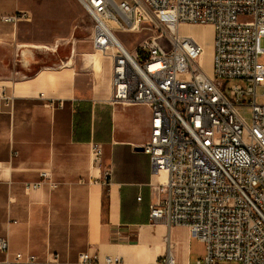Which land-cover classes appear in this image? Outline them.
I'll list each match as a JSON object with an SVG mask.
<instances>
[{"label": "built area", "instance_id": "2783aa9c", "mask_svg": "<svg viewBox=\"0 0 264 264\" xmlns=\"http://www.w3.org/2000/svg\"><path fill=\"white\" fill-rule=\"evenodd\" d=\"M75 1L92 21L94 49L110 60V101L149 107L142 149L161 177L150 220L187 227L205 247L197 264H264V103H256L264 86V0ZM187 24L212 26L210 71L201 41L180 32ZM144 26L153 34L129 52L116 32ZM248 95L250 123L238 110ZM92 152L99 162L101 146ZM0 249L8 252L5 238ZM98 262L79 254L80 264ZM152 264L178 263L168 252Z\"/></svg>", "mask_w": 264, "mask_h": 264}, {"label": "crops", "instance_id": "0c3cea01", "mask_svg": "<svg viewBox=\"0 0 264 264\" xmlns=\"http://www.w3.org/2000/svg\"><path fill=\"white\" fill-rule=\"evenodd\" d=\"M24 9V0H0V264H80L83 252L97 264H152L168 252L197 264L205 252L193 254L187 227L149 218L161 197L142 149L149 107L110 101L107 57L97 82L77 45L23 42L20 20L3 18Z\"/></svg>", "mask_w": 264, "mask_h": 264}, {"label": "rangeland", "instance_id": "374dc122", "mask_svg": "<svg viewBox=\"0 0 264 264\" xmlns=\"http://www.w3.org/2000/svg\"><path fill=\"white\" fill-rule=\"evenodd\" d=\"M119 2L121 0H115ZM26 16L20 20L22 23L19 38L30 44H40L47 47L61 45L62 47H72L74 44L79 47V56H85L86 62L92 61L93 57L104 59V55L94 49L91 40L92 21L87 13L80 7L75 0H24ZM189 26V27H186ZM182 34H193L192 36L199 41H203L204 54L203 62L206 64L207 71H210V58L212 54V26L201 24L183 25L180 27ZM152 28L144 26L138 32L117 31L116 35L129 52H133L136 46L144 39L152 35ZM207 44V45H206ZM211 44V50L209 45ZM264 47V39L261 40ZM90 52L93 55H87ZM211 52V53H210ZM89 56V57H88ZM106 58V57H105ZM88 61V62H89ZM105 61V59H104ZM264 64V55L259 59ZM94 74L97 82H100L99 71L91 65L87 71ZM231 82L226 85V93ZM252 95L245 96L243 104L238 107L239 112L247 123L251 122V109L248 104L252 102ZM256 103H264V86L256 88ZM193 254L200 255L205 252L202 242L193 239ZM230 264H237L232 261Z\"/></svg>", "mask_w": 264, "mask_h": 264}, {"label": "bare ground", "instance_id": "6f19581e", "mask_svg": "<svg viewBox=\"0 0 264 264\" xmlns=\"http://www.w3.org/2000/svg\"><path fill=\"white\" fill-rule=\"evenodd\" d=\"M111 25H113V24H111ZM187 25H190V24H187ZM186 27H189V26H186ZM189 34H186L187 36H190V37H193L192 35L193 34H191L190 32H188ZM195 38V37H194ZM203 44H204V42L203 41H201ZM207 45V44H206ZM209 45V49L211 50V44H208ZM211 53V52H210ZM89 57V56H88ZM89 61V60H88ZM97 63H98V58L97 57H93L92 58V61H91V64L93 65V66H96L97 65ZM161 175L164 177L165 175H166V172L165 171H163L162 173H161Z\"/></svg>", "mask_w": 264, "mask_h": 264}]
</instances>
